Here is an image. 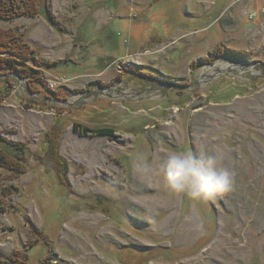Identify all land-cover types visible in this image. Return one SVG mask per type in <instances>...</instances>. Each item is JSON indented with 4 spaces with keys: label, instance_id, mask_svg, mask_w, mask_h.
<instances>
[{
    "label": "rangeland",
    "instance_id": "obj_1",
    "mask_svg": "<svg viewBox=\"0 0 264 264\" xmlns=\"http://www.w3.org/2000/svg\"><path fill=\"white\" fill-rule=\"evenodd\" d=\"M40 3L0 23L41 65L0 72V264H264V0ZM177 151L231 189L133 175Z\"/></svg>",
    "mask_w": 264,
    "mask_h": 264
},
{
    "label": "clouds",
    "instance_id": "obj_2",
    "mask_svg": "<svg viewBox=\"0 0 264 264\" xmlns=\"http://www.w3.org/2000/svg\"><path fill=\"white\" fill-rule=\"evenodd\" d=\"M132 172L141 181L162 177L169 191L192 201H211L232 186L231 173L218 164L214 155L201 158L192 152H171L161 168L137 158L133 161Z\"/></svg>",
    "mask_w": 264,
    "mask_h": 264
},
{
    "label": "trees",
    "instance_id": "obj_3",
    "mask_svg": "<svg viewBox=\"0 0 264 264\" xmlns=\"http://www.w3.org/2000/svg\"><path fill=\"white\" fill-rule=\"evenodd\" d=\"M30 1L32 0H29L32 10L29 14V12H19L20 9L16 7L19 3L15 0H0V23L14 21L15 18L18 19L29 15L36 16L38 13L40 14L41 0ZM49 11L50 9L48 13ZM38 58L36 51L24 41L23 36L15 29L0 28V72H8L9 74L18 75L20 78L28 79L31 75L30 72H34L36 75L39 74L38 71L31 67L41 66L38 63ZM36 79L42 82L40 77ZM74 127L77 128L75 129L76 132L80 129L84 137L93 134L99 137L117 138L113 129L92 130L80 125H75ZM4 144V140L0 137V147ZM0 160L2 161L1 158ZM1 212L4 211L1 210Z\"/></svg>",
    "mask_w": 264,
    "mask_h": 264
}]
</instances>
